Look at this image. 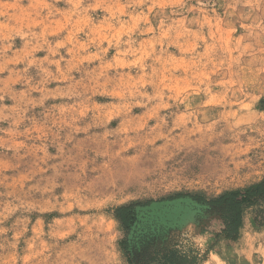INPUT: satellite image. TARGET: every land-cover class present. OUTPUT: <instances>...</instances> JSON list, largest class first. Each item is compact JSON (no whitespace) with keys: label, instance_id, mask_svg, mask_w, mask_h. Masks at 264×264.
I'll use <instances>...</instances> for the list:
<instances>
[{"label":"rangeland","instance_id":"obj_1","mask_svg":"<svg viewBox=\"0 0 264 264\" xmlns=\"http://www.w3.org/2000/svg\"><path fill=\"white\" fill-rule=\"evenodd\" d=\"M263 178L264 0H0V264H128L115 207ZM172 204L199 264H264V198L233 241Z\"/></svg>","mask_w":264,"mask_h":264},{"label":"trees","instance_id":"obj_2","mask_svg":"<svg viewBox=\"0 0 264 264\" xmlns=\"http://www.w3.org/2000/svg\"><path fill=\"white\" fill-rule=\"evenodd\" d=\"M264 198V178L248 187L225 191L216 198L207 200L200 194H175L159 200H136L117 206L112 217L118 222L122 233L119 240L121 255L128 264H199L197 251L191 248L182 251L170 233V228L155 215L157 211L166 216L174 207L172 203L187 202L212 206L218 209L221 218L220 234L226 240H236L242 223V207ZM185 201V202H184ZM192 204V205H191ZM158 208V209H157ZM215 208V209H214ZM163 210L164 213H161ZM163 218V217H162Z\"/></svg>","mask_w":264,"mask_h":264}]
</instances>
